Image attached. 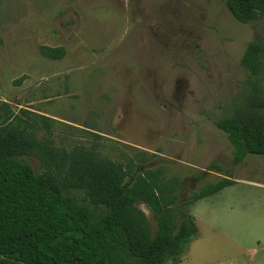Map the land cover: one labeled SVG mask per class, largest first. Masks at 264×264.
I'll list each match as a JSON object with an SVG mask.
<instances>
[{"label": "rangeland", "instance_id": "obj_1", "mask_svg": "<svg viewBox=\"0 0 264 264\" xmlns=\"http://www.w3.org/2000/svg\"><path fill=\"white\" fill-rule=\"evenodd\" d=\"M263 28L264 17L235 20L224 0H0V102L36 140L68 150L95 144L121 164L146 156L142 169L162 166L166 179L178 178L172 210H186L197 235L164 264H239L250 222L264 210V157L235 164L214 123L247 110L240 60ZM42 46L65 56L48 60ZM21 109L51 119V131L30 126ZM24 161L41 173L37 159ZM225 171L233 185L184 206ZM135 206L154 233L150 210Z\"/></svg>", "mask_w": 264, "mask_h": 264}, {"label": "trees", "instance_id": "obj_2", "mask_svg": "<svg viewBox=\"0 0 264 264\" xmlns=\"http://www.w3.org/2000/svg\"><path fill=\"white\" fill-rule=\"evenodd\" d=\"M224 4L245 25L264 17V0ZM39 52L51 61L65 56L63 47L42 46ZM240 64L248 76L247 110L214 123L226 134L235 164L247 155L264 157V28L262 39L246 45ZM20 113L30 126L51 131L48 117ZM15 117L11 105L0 102V264H164L197 235L186 210L173 213L182 186L176 177L166 179L162 166L142 169L138 163L148 157L137 155V163H116L101 158L95 144L57 148L14 126ZM25 157L37 159L41 173ZM224 173L184 206L233 185L232 174ZM136 203L152 213L154 233Z\"/></svg>", "mask_w": 264, "mask_h": 264}, {"label": "crops", "instance_id": "obj_3", "mask_svg": "<svg viewBox=\"0 0 264 264\" xmlns=\"http://www.w3.org/2000/svg\"><path fill=\"white\" fill-rule=\"evenodd\" d=\"M256 213L254 221L250 222L248 236L244 239L247 245L242 246L239 264H264V210Z\"/></svg>", "mask_w": 264, "mask_h": 264}]
</instances>
